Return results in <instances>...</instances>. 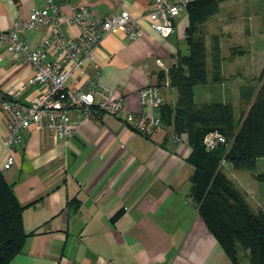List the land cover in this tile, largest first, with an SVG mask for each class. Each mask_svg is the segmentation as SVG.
Listing matches in <instances>:
<instances>
[{"label":"crops","instance_id":"0c3cea01","mask_svg":"<svg viewBox=\"0 0 264 264\" xmlns=\"http://www.w3.org/2000/svg\"><path fill=\"white\" fill-rule=\"evenodd\" d=\"M56 1L65 13L86 5L96 16L128 10L136 18L141 37L122 30L109 33L95 51L96 64L86 61L85 75L75 73L68 81L84 87L92 80L116 90L130 111L141 109V87L161 85L160 75L177 65L179 52L189 53L187 10L164 37L147 20L150 0ZM249 1L224 0L218 5L231 8L230 13L222 14L219 6L218 18L212 14L197 24L205 35L208 81L195 87V100L231 103L235 114L236 108L242 110L240 117L248 112L264 71V15ZM44 6L45 0H0V30H10L17 18ZM79 32L76 25L67 29L69 35ZM50 33L48 25L21 32L32 48L41 47ZM53 58L51 50L47 60ZM32 76V67L19 54L0 46L1 94H17L31 104L45 89L28 85ZM248 86L256 88L254 95L242 103L241 90ZM176 92L162 86L164 106L174 107ZM9 125L10 114L0 109V168L14 186L31 233L9 264H231L193 203L192 148L184 136L177 143L168 138L175 131L166 121L149 139L120 118L73 111V137L61 139L34 123L14 153L13 167L4 170Z\"/></svg>","mask_w":264,"mask_h":264},{"label":"trees","instance_id":"16d2710c","mask_svg":"<svg viewBox=\"0 0 264 264\" xmlns=\"http://www.w3.org/2000/svg\"><path fill=\"white\" fill-rule=\"evenodd\" d=\"M218 3L205 0L188 5L191 21L187 30L189 53L179 52L178 63L169 72L178 99L173 108L161 105L159 113L192 148L188 158L194 167L190 177L191 197L199 216L230 263L242 264L238 250H245L249 251L250 264H264V213L252 209L221 165L228 162L233 169L250 171L257 180L264 182V173L254 174L258 159L264 158V71L248 112L240 118H236L231 103L197 104L193 92L196 86L208 81L205 39L197 31V24L217 12ZM164 76L162 73L160 80ZM255 89L248 86L241 90L242 103L249 101ZM212 131L222 133L229 145L207 150L203 140ZM23 210L13 184L6 180L0 168V264H9L31 235L24 227Z\"/></svg>","mask_w":264,"mask_h":264},{"label":"built area","instance_id":"2783aa9c","mask_svg":"<svg viewBox=\"0 0 264 264\" xmlns=\"http://www.w3.org/2000/svg\"><path fill=\"white\" fill-rule=\"evenodd\" d=\"M198 1L205 0H150L147 20L155 32L168 37L175 28L176 18L182 16L188 5ZM135 19L128 10L108 17L96 16L86 5L73 6L71 13H65L56 0H45L44 7L35 8L27 18H17L10 30H0V46L6 45L9 52L19 54L32 67L33 76L28 85L38 83L45 88L31 104L19 101L17 94L8 97L0 93V109L10 114L9 132L4 140V170L13 167L14 153L34 123L44 126L61 139L73 137V111L85 116L103 112L120 118L133 132L149 139L162 129L163 120L159 113L164 104L162 86L169 91L175 90L169 74H165L161 85L147 84L138 90L141 109L136 112L125 108L124 98L118 91L92 80L84 87L68 84L75 73L85 75L86 61L96 64L95 51L109 33L122 30L132 38L141 37L143 31ZM42 25L51 27L50 36L41 47L32 48L21 32L35 30ZM72 25L79 27L77 35L67 34ZM51 50L54 58L48 61ZM157 62L164 66L161 60ZM168 138L173 143L182 140L177 133L168 134ZM226 139L222 133L212 131L206 134L203 141L207 150H214L219 145L228 146Z\"/></svg>","mask_w":264,"mask_h":264},{"label":"rangeland","instance_id":"374dc122","mask_svg":"<svg viewBox=\"0 0 264 264\" xmlns=\"http://www.w3.org/2000/svg\"><path fill=\"white\" fill-rule=\"evenodd\" d=\"M262 4L264 3V0H262ZM261 1L260 0H250L248 4L251 5L252 9H257L258 15H264V12H259V9L261 8ZM219 11L222 14H227L230 13L228 9H231L225 5L221 6L219 4ZM234 6H232L233 9ZM238 6H236L235 9H237ZM215 16L211 18H218V14H214ZM199 32V31H198ZM199 33H202L200 31ZM203 37H205L204 32H203ZM205 39V38H204ZM214 38L211 39L210 42H213ZM211 52V49L209 53ZM207 54L209 57H211L210 54ZM242 110L236 108V117L239 118ZM223 170L228 174V177H231L233 179V182L235 185L238 187V189L241 190V192L244 194L246 197V201L250 204L252 209L256 212L263 211L264 213V182L262 183L261 181L257 180L255 176L250 171H242V170H235L232 168L231 165H229L228 162L223 163ZM256 169L255 173H264V158H259L257 163H256ZM238 256L240 259V262L242 264H250V257H249V251L245 250H238Z\"/></svg>","mask_w":264,"mask_h":264}]
</instances>
